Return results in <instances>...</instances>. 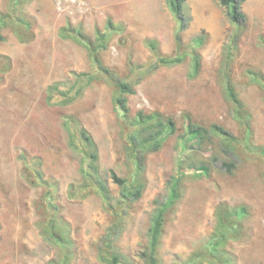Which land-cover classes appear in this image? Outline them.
<instances>
[{"label":"rangeland","instance_id":"1","mask_svg":"<svg viewBox=\"0 0 264 264\" xmlns=\"http://www.w3.org/2000/svg\"><path fill=\"white\" fill-rule=\"evenodd\" d=\"M8 0H0L5 11ZM185 28L180 32L188 50L192 38L204 35L197 48L201 69L191 77V57L173 66L137 71L153 62L146 45L148 38L158 41L164 54L176 52L174 32L177 27L166 0H26L24 13L30 18L33 38L20 41L11 27L0 30V264H46L62 256V248L44 233L40 209L44 186L29 173L28 163L41 162L43 177L52 183L70 239L69 264H108L99 257L102 237L115 230L113 217L103 208L101 199L91 192L86 196L71 190L80 180L78 153L67 143L62 116L75 115L93 137L98 148L101 174L112 192L119 187L112 182L110 170L127 176L130 159L125 150L122 128L112 95L113 88L102 77L93 80L69 105L50 103L48 89L70 88L75 76L94 70L88 49L72 37L73 28L94 41L97 31L110 19L121 31L110 37L100 52L102 63L120 77L138 80L128 106L138 110L159 111L175 120V132L157 151L145 157L146 188L135 201L115 242L133 261L146 264L141 256L147 245L149 215L155 199L168 192L170 180L177 176L179 160L195 142L186 139L188 124L208 127L216 123L241 135L231 103L220 84L225 47L233 33L229 9L218 0H184ZM241 10L238 49L233 60L237 91L251 115L252 141L264 145V90L250 83L245 69L264 73V0H244ZM64 32V34H62ZM87 39V38H86ZM199 157L217 155L207 176H194L183 169L182 195L168 212L158 255L161 264H180L201 247L214 225V209L219 202L245 204L249 216L241 239L227 244L237 264H264V164L255 155L242 151L240 158L224 150L218 137L204 145ZM25 155V159L22 158ZM221 160H233L231 172Z\"/></svg>","mask_w":264,"mask_h":264},{"label":"trees","instance_id":"2","mask_svg":"<svg viewBox=\"0 0 264 264\" xmlns=\"http://www.w3.org/2000/svg\"><path fill=\"white\" fill-rule=\"evenodd\" d=\"M25 1L8 0L6 10L0 11V30L11 27L20 41H28L33 38L31 20L23 10ZM218 1L226 7H230L229 19L234 25L233 33L225 47L219 81L226 99L232 105L235 119L241 126V135L237 136L216 123L208 127L188 124L186 139L195 142L196 148L194 149L191 143L190 146H187V143L183 142V147L188 151L179 160L178 174L170 180L168 192L163 198L155 199V205L149 215L147 245L141 254L146 264H161L158 248L162 240L168 212L182 195V178L185 174L183 169L189 167L193 170L194 176H207L214 168L212 162L217 160V155H209V160H205L203 155L199 157L205 147L204 145L209 142L212 143L214 136L219 138L223 149L233 152L235 157L240 158V153L244 151L249 155L260 157L259 159L264 164V145L252 141L251 115L239 96L237 81L233 74V60L238 49L235 37L238 36L241 27L239 21L245 18V13L241 10V4L244 0ZM166 4L177 24L174 32L177 50L174 54H164L159 48L158 41L154 38H148L145 43L152 52L153 62L147 71L146 66H140L137 71L142 73L140 76L142 77L150 68L173 66L181 63L189 55L191 57L189 75L194 77L199 73L202 65L201 54L197 48L204 43V35L198 34L192 38L187 46L188 50H180L183 45L180 32L188 22L185 17L184 0H166ZM122 29L120 24L114 25L108 19L106 28L97 31L94 41L85 37L79 28L71 29V32L67 33L66 36L74 38L88 49L95 68L93 71L77 74L69 89H58L59 98L55 99L54 97L55 85L48 89L47 96L50 103L62 106L69 105L81 95L89 83L100 76L113 88L112 99L122 128L125 150L131 162L127 176H120L114 170H110L112 182L119 187L118 196L112 192L107 179L101 174L98 163V148L91 134L75 115L66 113L62 116V126L67 134L68 147L73 152L78 153L80 180L78 185L71 190L70 195L75 196L78 192L82 196L91 192L97 194L101 199L103 208L112 215L114 220L115 230L102 237L99 247V257L108 264H133V261L119 250L115 239L121 232L132 204L142 197L146 188V155L159 150L163 142L175 132L176 128L175 120L159 111L138 110L133 113L128 106L127 97L134 93V85L138 80L129 81L120 77L102 63L100 52L106 49L111 35ZM260 38L264 44V34ZM2 39L3 36L0 33V40ZM245 75L250 83L257 84L264 90V73L262 71L250 67L245 69ZM22 158L25 159V155H22ZM236 163L233 160H221L222 167H225L228 172L236 167ZM186 164L188 166L184 168ZM26 166L30 170L29 173L37 177L44 186L40 200V209L43 215L42 223H45L44 233L62 248L61 258L46 264H69L71 255H69L68 250H70L71 241L63 221L57 216L59 205L56 202L52 183L43 177L40 160L35 159L29 163L27 161ZM248 216L249 209L245 204L231 205L224 201L217 203L214 209L215 221L211 233L205 239L204 244L182 259L180 264H237L235 255L229 252L226 247L230 241L242 238L246 227L244 223Z\"/></svg>","mask_w":264,"mask_h":264}]
</instances>
